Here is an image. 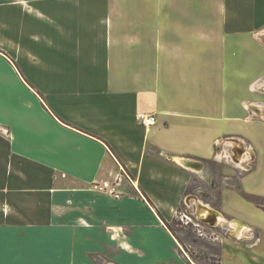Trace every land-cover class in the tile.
Listing matches in <instances>:
<instances>
[{
	"label": "crops",
	"instance_id": "obj_1",
	"mask_svg": "<svg viewBox=\"0 0 264 264\" xmlns=\"http://www.w3.org/2000/svg\"><path fill=\"white\" fill-rule=\"evenodd\" d=\"M263 38L264 0H0V264H197L189 198L264 264Z\"/></svg>",
	"mask_w": 264,
	"mask_h": 264
},
{
	"label": "rangeland",
	"instance_id": "obj_2",
	"mask_svg": "<svg viewBox=\"0 0 264 264\" xmlns=\"http://www.w3.org/2000/svg\"><path fill=\"white\" fill-rule=\"evenodd\" d=\"M218 171L222 173L221 168H218ZM218 192H216L214 194V198L210 200L214 205L218 202ZM188 203L191 206L193 204L190 202ZM191 210L193 214L197 212V209L195 208H192ZM184 215L189 216L193 222H190L189 225H186L185 222H187V219L184 218ZM248 217L249 216H247V218ZM228 225L229 224L227 221L222 222L221 225L216 228H211L206 224H201L196 221V219L191 216V214H188L187 208L184 206L182 210H180L178 218L171 227L173 232L179 238L186 252L194 259L197 264H219V261H221V240L223 237H226V227ZM247 231L248 230L245 229L242 236H244Z\"/></svg>",
	"mask_w": 264,
	"mask_h": 264
},
{
	"label": "built area",
	"instance_id": "obj_3",
	"mask_svg": "<svg viewBox=\"0 0 264 264\" xmlns=\"http://www.w3.org/2000/svg\"><path fill=\"white\" fill-rule=\"evenodd\" d=\"M137 120L145 128H150L151 126H154L157 123L156 116L145 115V114L138 115ZM251 169L252 167H248V168H245L244 170L250 171ZM118 182H120L119 178L117 179V183H110L108 181H104L101 183H95L92 186V190L97 191V192L106 193L107 195L112 196L116 200H120L123 198V194L117 190ZM184 218L187 219V222H185L186 225H189L190 222H193L192 219L187 215H184Z\"/></svg>",
	"mask_w": 264,
	"mask_h": 264
},
{
	"label": "bare ground",
	"instance_id": "obj_4",
	"mask_svg": "<svg viewBox=\"0 0 264 264\" xmlns=\"http://www.w3.org/2000/svg\"><path fill=\"white\" fill-rule=\"evenodd\" d=\"M263 40H264V38H263ZM190 166H191V168H194V169L199 167L195 164H191ZM197 205H198L197 215L200 218H202L205 222H207L208 224H211L212 226H215V227L220 224L223 217L219 212H217V210H215V209H213L207 205H203L198 200H197ZM232 236L234 237V236H238V235L232 234Z\"/></svg>",
	"mask_w": 264,
	"mask_h": 264
},
{
	"label": "water",
	"instance_id": "obj_5",
	"mask_svg": "<svg viewBox=\"0 0 264 264\" xmlns=\"http://www.w3.org/2000/svg\"><path fill=\"white\" fill-rule=\"evenodd\" d=\"M191 164H195V165H197V166H200V165H198L197 163H192V162H184V165H186V166H188V167H191L190 165ZM189 200H193L194 202H195V204L197 205V199L196 198H189ZM197 211H198V205H197ZM217 212H219V211H217ZM220 213V212H219ZM191 216H193L195 219H196V221H198L199 223H201V224H206L207 226H210L211 228H216V227H218L219 225H221V223L222 222H224V220L223 221H221L220 222V224L218 225V226H212L211 224H208L207 222H205L202 218H200L198 215H197V212H196V214H191Z\"/></svg>",
	"mask_w": 264,
	"mask_h": 264
},
{
	"label": "trees",
	"instance_id": "obj_6",
	"mask_svg": "<svg viewBox=\"0 0 264 264\" xmlns=\"http://www.w3.org/2000/svg\"><path fill=\"white\" fill-rule=\"evenodd\" d=\"M256 203H257L258 207H260V208H262L264 210V199L257 200ZM170 229L173 232V229L171 227H170ZM219 264H221V261H219Z\"/></svg>",
	"mask_w": 264,
	"mask_h": 264
},
{
	"label": "flooded vegetation",
	"instance_id": "obj_7",
	"mask_svg": "<svg viewBox=\"0 0 264 264\" xmlns=\"http://www.w3.org/2000/svg\"><path fill=\"white\" fill-rule=\"evenodd\" d=\"M213 209H215V208H213Z\"/></svg>",
	"mask_w": 264,
	"mask_h": 264
}]
</instances>
